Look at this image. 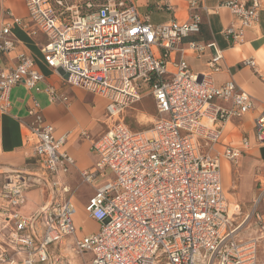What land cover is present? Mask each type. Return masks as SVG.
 <instances>
[{
  "label": "built area",
  "instance_id": "2783aa9c",
  "mask_svg": "<svg viewBox=\"0 0 264 264\" xmlns=\"http://www.w3.org/2000/svg\"><path fill=\"white\" fill-rule=\"evenodd\" d=\"M3 1L0 55L9 58L18 47L12 27L22 21ZM25 5L30 20L26 29L47 39L45 65L61 71L67 85L108 102V130L93 144L95 168L81 174L95 189L86 213L98 222L97 232L76 237L77 210L71 198L57 199L29 217L11 212L24 204L25 192L36 184L17 176L2 186L3 211L10 212L12 225L9 240L25 250L23 264H50L49 247L67 237H75L76 252L93 255L91 264H259L264 217L255 210L235 223L222 189L219 156L201 152L202 140L210 149L228 120L251 110L252 97L233 81L215 84L223 51L216 42L191 40L201 32L198 3H190L191 18L183 25L175 20L151 24L130 0L97 6L25 0ZM219 8L228 9L236 21L224 36L232 46H241L263 3L231 0ZM188 52L207 57L205 72L195 73L187 65ZM14 60L12 67L0 68V116L10 111L15 87L31 91L43 80L31 56L17 52ZM245 65L256 67L253 59ZM46 92L51 103L67 102L52 88ZM147 96L153 98L157 118L148 134L133 132L124 115ZM28 115L33 119L27 128L36 141L35 162L55 193L69 194V187L58 181L75 165L62 151L64 139H57L53 127L45 124L36 100ZM255 129L257 143L264 144V115L255 121ZM241 155L242 150L229 148L223 156L237 164Z\"/></svg>",
  "mask_w": 264,
  "mask_h": 264
},
{
  "label": "crops",
  "instance_id": "0c3cea01",
  "mask_svg": "<svg viewBox=\"0 0 264 264\" xmlns=\"http://www.w3.org/2000/svg\"><path fill=\"white\" fill-rule=\"evenodd\" d=\"M130 1L136 7L140 17L147 18L154 25L165 24L172 20L183 25L191 18L190 3L192 1L198 3L199 10L197 12L202 20L201 32L191 40L203 43L216 42L223 51V60L220 62L221 72L214 76L215 84L221 86L233 81L237 87L252 97L253 103L251 110L246 115L241 118L233 117L222 126L218 139L211 141L210 149L204 146L206 141L202 140L201 152L209 153L214 157L219 156L222 189L229 205V211L234 206L231 215H233L235 223L243 222L255 210L264 217V213L257 209L259 199L255 192L257 179H264V144L257 143L255 129V121L264 115V0H261L263 8L259 13V20L255 27L248 31L246 41L241 46H232L230 40L223 34V31L236 21L228 9L219 8V6L221 3L231 0ZM3 7L12 16L22 21V25H13L12 27L13 36L18 42L16 53L23 52L31 56L35 60L43 80L31 91L23 86L15 87L10 96V111L0 116V191L9 177L21 176L35 183L34 187L25 192L24 204L10 210L19 212L26 217L33 215L38 209L57 199L60 201L66 198H71L72 201L75 199L76 202L73 201V203L77 210L75 216L76 237L82 238L93 234L98 231L99 224L88 216L86 206L95 194V189L83 182L81 174L92 171L98 161V156L93 151V144L108 130L106 122L108 102L87 91L67 85L61 71L52 70L45 65L42 49L46 45L47 39L42 34L32 36L26 29V26H30V20L25 0H4ZM167 7L171 9L169 10ZM7 22L11 23V20ZM16 53L10 55L9 58L0 55V68L12 67L15 64ZM247 59L255 61V69L245 65ZM207 60L206 56L197 58L191 52H188L185 57V62L195 73H203L207 70ZM48 88L54 89L57 95L66 98L67 102L51 103L46 92ZM151 99L153 101L152 97ZM34 100L41 107L45 124L53 127L57 139H64L62 151L75 163L67 174L58 176L60 184L70 189V193L67 195L55 193L51 184L44 178L42 169L33 158L36 141L30 134L27 125L33 121L28 112ZM144 100L139 105H142ZM220 104L227 108L230 107L229 103ZM136 107L128 110L124 118ZM156 118L155 107L154 121ZM229 148L242 150V155L237 162L238 166L223 156ZM79 181L82 183L79 188L86 186L88 191L79 195L77 194L78 188L72 195L71 188L76 186ZM102 182L103 179L99 180L98 184H102ZM263 192L264 189H261L260 195ZM9 213L3 211V199L0 197V215L3 217L2 236L9 241V245H7L9 249L21 256L24 263L25 250L9 240V233L12 229ZM37 228L41 238L43 232L41 223ZM65 239V241L71 239L75 250V237ZM63 241L64 239L61 242ZM61 242L49 247L50 259L49 250ZM83 255L88 256L87 264H91L93 255L89 252L83 253ZM36 264L42 263L37 260Z\"/></svg>",
  "mask_w": 264,
  "mask_h": 264
},
{
  "label": "rangeland",
  "instance_id": "374dc122",
  "mask_svg": "<svg viewBox=\"0 0 264 264\" xmlns=\"http://www.w3.org/2000/svg\"><path fill=\"white\" fill-rule=\"evenodd\" d=\"M86 2H90L94 5L104 4L108 0H71L72 4H78L79 6H84ZM148 97V98H147ZM142 105H138L134 111H130L125 117V123L129 128L136 133H145L152 128L155 117V106L150 96H147ZM235 164V166H238ZM82 185L81 181L71 188V194L74 195L75 191ZM264 189V179L258 178L255 187V192L258 194V210L264 213V192L260 195V190ZM88 191L86 186H81L77 194L82 195ZM85 198V197H84ZM76 202V200H73ZM256 209V208H255ZM3 217L0 215V232L2 227ZM257 230V229H256ZM258 232V231H257ZM251 234L256 235L255 231ZM0 233V264H23V258L18 256L13 250L9 249V241L2 236ZM53 247L50 251L51 263L50 264H87L88 256H84L74 250L73 244L70 240L65 241ZM259 264H264V239L261 241L258 252Z\"/></svg>",
  "mask_w": 264,
  "mask_h": 264
},
{
  "label": "bare ground",
  "instance_id": "6f19581e",
  "mask_svg": "<svg viewBox=\"0 0 264 264\" xmlns=\"http://www.w3.org/2000/svg\"><path fill=\"white\" fill-rule=\"evenodd\" d=\"M145 133H146V134H148V131H147V132H145ZM231 209H232V210L230 211V215L233 213L234 206H232V207H231ZM78 214H79V213H78ZM80 214H81V213H80Z\"/></svg>",
  "mask_w": 264,
  "mask_h": 264
}]
</instances>
